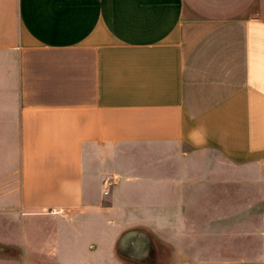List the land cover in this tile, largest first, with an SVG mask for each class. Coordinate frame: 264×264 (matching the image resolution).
<instances>
[{
  "label": "crops",
  "instance_id": "crops-1",
  "mask_svg": "<svg viewBox=\"0 0 264 264\" xmlns=\"http://www.w3.org/2000/svg\"><path fill=\"white\" fill-rule=\"evenodd\" d=\"M4 155L0 264H264V0H0Z\"/></svg>",
  "mask_w": 264,
  "mask_h": 264
},
{
  "label": "rangeland",
  "instance_id": "rangeland-1",
  "mask_svg": "<svg viewBox=\"0 0 264 264\" xmlns=\"http://www.w3.org/2000/svg\"><path fill=\"white\" fill-rule=\"evenodd\" d=\"M9 149L13 147L12 144L7 145ZM189 150L188 148H186ZM8 159V155H4L0 157V165L4 163L5 160ZM4 160V161H3ZM181 161L178 160V158H175L174 155L171 156H166V164L167 165H172L174 163H180ZM19 184V173H14L12 175H8L4 179L0 180V195H5L10 193L11 191L15 190V188ZM191 222V221H189ZM255 221L251 220L248 221L247 225L240 226L238 227V223H236L232 230H227V232H235V235H232L230 240L233 245L239 244L240 238L243 240V236H239L236 234L239 230H243L245 227H247V242L248 243H255L259 242L258 239H256V236L249 235L251 231H254V224ZM264 223V222H263ZM212 229H214V221H209L206 219H198L196 221H193V231L194 235L188 236V237H182L177 238L176 240L172 239L171 241L173 242H167V244H163V242L160 240L159 243L156 242L155 237H151V242L150 240L147 239V237H143L140 240L144 241H149V245L151 248V259H152V264H164L165 261H168V264L173 263L175 259H178L180 254L178 251H175L178 245L180 244H185L189 243L192 244L193 246L197 247V250L191 251L188 255L192 257H199V258H204L211 256L214 252V248H216L219 245H224V243L228 242L224 237L221 235L223 233L222 229H219L217 231H214L215 234H212ZM210 233V234H209ZM217 233V234H216ZM229 235V234H228ZM158 237V236H157ZM160 239V237H158ZM157 239V238H156ZM229 240V241H230ZM230 243V242H229ZM263 243V242H262ZM107 247L110 248V244L106 243ZM132 245H128V243L125 245V249H128L129 251L130 247ZM144 247H147L146 244H143ZM120 253L123 252V249L118 250ZM125 253V252H124ZM122 253V254H124ZM105 254V252H104ZM218 254H223V253H218Z\"/></svg>",
  "mask_w": 264,
  "mask_h": 264
},
{
  "label": "built area",
  "instance_id": "built-area-1",
  "mask_svg": "<svg viewBox=\"0 0 264 264\" xmlns=\"http://www.w3.org/2000/svg\"><path fill=\"white\" fill-rule=\"evenodd\" d=\"M108 193V191H105V194H107Z\"/></svg>",
  "mask_w": 264,
  "mask_h": 264
}]
</instances>
